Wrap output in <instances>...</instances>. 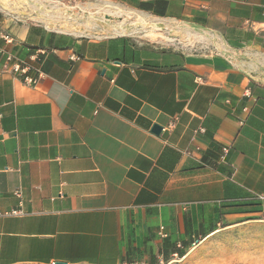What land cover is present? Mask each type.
I'll return each instance as SVG.
<instances>
[{
	"label": "crops",
	"instance_id": "crops-1",
	"mask_svg": "<svg viewBox=\"0 0 264 264\" xmlns=\"http://www.w3.org/2000/svg\"><path fill=\"white\" fill-rule=\"evenodd\" d=\"M69 2L195 44L0 10V264H215L264 223V0Z\"/></svg>",
	"mask_w": 264,
	"mask_h": 264
},
{
	"label": "rangeland",
	"instance_id": "rangeland-1",
	"mask_svg": "<svg viewBox=\"0 0 264 264\" xmlns=\"http://www.w3.org/2000/svg\"><path fill=\"white\" fill-rule=\"evenodd\" d=\"M5 1L8 0H0L1 11L6 10L11 15H23L29 20L40 21L49 24L53 28L63 29L60 31H67L64 30V27L71 24H74L76 28L96 26L98 27L97 35L105 36L112 34L110 28L111 25H115L113 31L116 33L131 34L138 40H154L165 44H171L178 37L184 36L182 30H169L167 22L122 9H105L102 13L93 11L94 16L89 18L85 15L83 18L84 13L77 7L78 5L69 2V0H44L39 4H34L38 10H33L27 0H9L7 3ZM57 2L60 3V6L58 5V8L55 9L54 5ZM55 12L62 18L47 21L44 15L49 16ZM186 38L178 40L187 44ZM200 250L212 251L215 258L210 261L215 264H264V223L250 222L241 231L235 232L232 237L221 236L217 240L204 245Z\"/></svg>",
	"mask_w": 264,
	"mask_h": 264
},
{
	"label": "built area",
	"instance_id": "built-area-1",
	"mask_svg": "<svg viewBox=\"0 0 264 264\" xmlns=\"http://www.w3.org/2000/svg\"><path fill=\"white\" fill-rule=\"evenodd\" d=\"M5 39L8 40L9 38L5 36ZM1 51V49H0ZM13 56L12 55H7V63H13L12 67L14 69L15 72L21 73L22 75H25L28 71V68L26 66H23V64H21V62H14L13 61ZM24 81L26 84L30 85V86H34L37 84V79L33 78V77H28L26 76L24 78ZM185 257H180L177 254H175L173 256V258L167 262H161L160 264H184Z\"/></svg>",
	"mask_w": 264,
	"mask_h": 264
},
{
	"label": "bare ground",
	"instance_id": "bare-ground-1",
	"mask_svg": "<svg viewBox=\"0 0 264 264\" xmlns=\"http://www.w3.org/2000/svg\"><path fill=\"white\" fill-rule=\"evenodd\" d=\"M27 1H29L30 2V5L32 6V8H34L35 7V10H38L37 8H36V5H34V4H39V3H41L42 1H44V0H27ZM58 5L60 6V3L59 2H57V4H55L54 5V7H55V9H57L58 8ZM97 12H99V13H102V11H105V10H96ZM107 12V11H106ZM109 12V11H108ZM90 15L91 16H94V14L93 13H90ZM45 16V18H47L46 20L47 21H52V20H60L62 17L58 14V13H53V14H50L49 16H46V15H44ZM117 17H120L119 15H116ZM53 23H54V21H53ZM71 30V29H70ZM187 38H186V42H187V45H193V44H195L194 43V41H192L191 40V37H193V35L192 34H188V36H186ZM194 38V37H193ZM195 38H197V37H195ZM200 38V37H199ZM201 40V39H200ZM182 43V42H181Z\"/></svg>",
	"mask_w": 264,
	"mask_h": 264
},
{
	"label": "water",
	"instance_id": "water-1",
	"mask_svg": "<svg viewBox=\"0 0 264 264\" xmlns=\"http://www.w3.org/2000/svg\"><path fill=\"white\" fill-rule=\"evenodd\" d=\"M162 129L160 128V127H158V126H156L155 128H154V131L153 132H155V133H160V131H161ZM58 264H61V263H58Z\"/></svg>",
	"mask_w": 264,
	"mask_h": 264
}]
</instances>
